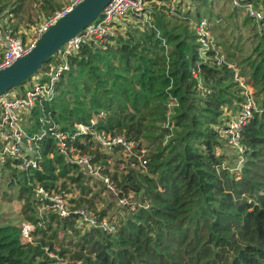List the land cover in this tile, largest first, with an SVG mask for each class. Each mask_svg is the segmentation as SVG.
I'll list each match as a JSON object with an SVG mask.
<instances>
[{
    "label": "trees",
    "instance_id": "16d2710c",
    "mask_svg": "<svg viewBox=\"0 0 264 264\" xmlns=\"http://www.w3.org/2000/svg\"><path fill=\"white\" fill-rule=\"evenodd\" d=\"M165 1L147 0L141 13L127 17L146 15L147 5ZM237 1L264 11V0ZM194 2L200 4L196 16L178 9L171 15L154 11L137 22L122 24V18L116 35L105 42L92 38L68 57L70 69L55 81L51 101L21 111L30 135L39 137L48 127L43 117L57 123L67 153L51 135L35 142L41 168L24 172L19 196L34 240L24 243L21 224L0 214V264H264V17L260 30L247 15L257 30L259 59L242 65L228 54L233 47L227 53L221 48L218 23L225 18L218 22L211 6L209 18L201 12L218 0ZM64 9L57 0H0V18H9L15 30ZM202 20L214 32L215 48L201 42L196 25ZM54 59L57 68L59 54L34 75L39 83L51 82ZM28 81L10 92L23 95ZM246 86L254 90L255 106L242 128L240 154L221 131L231 120L226 114L242 116ZM80 125L122 136L126 145L104 148L92 134L79 132ZM226 146L232 155L223 152ZM75 156H89L100 176ZM239 159L243 164L235 170ZM8 161L1 173L18 169ZM93 179L105 186L96 191L102 183L91 186ZM38 187L64 193L71 214L36 210L31 198ZM108 191L126 204L108 201ZM81 208L98 223L81 221L74 213Z\"/></svg>",
    "mask_w": 264,
    "mask_h": 264
},
{
    "label": "built area",
    "instance_id": "2783aa9c",
    "mask_svg": "<svg viewBox=\"0 0 264 264\" xmlns=\"http://www.w3.org/2000/svg\"><path fill=\"white\" fill-rule=\"evenodd\" d=\"M80 2H82V0H76L70 8L36 25L29 33L30 35L28 34L29 37L25 40L14 28L0 24V70L12 66L19 58L30 53L36 47L44 33L56 24L61 17L71 12ZM146 2L147 0H112L103 12L105 15L103 20L98 23H93L83 34L75 37L63 47V51L59 53L61 63L57 66L55 74L51 78L49 84L37 83L31 87L27 86L23 95H16L9 92L0 97V172H2V168L8 164V160L13 162L15 167H19L24 172L41 168L42 156L35 142L49 135L55 137L58 140L61 151L65 154L67 153V144L64 142L66 134L57 123L52 119L48 120L47 117H43L41 121L44 125L48 124V127L43 129L39 137H37V135L33 136L28 134L21 126L23 119L20 116L21 111L34 108L38 100L51 101L55 95V81L58 80L63 71H68L70 69L68 57L77 52L81 44L90 41L92 38L105 42L108 37L116 35V23L129 12L134 14L141 13L146 7ZM258 16L261 15L258 14ZM196 31L201 38V42L206 47L212 44L213 40L211 34H209L206 20H202L196 25ZM251 108L252 106L247 107L246 105L244 109L247 110H243L242 116H238L234 124H228V126L221 131V137L223 138L226 136L231 143V138L228 136V134L231 133L234 143L237 145V143L241 141L243 126L246 125L248 118L252 116ZM95 123V121H92V125H95ZM77 130L83 134H92L104 148H109L113 144L124 143L126 145L125 138L122 136L111 137L104 133H94L91 127H86L84 125L78 126ZM106 140H108V142H106ZM35 146H37V148H35ZM238 149L239 153L242 154L244 150L243 147ZM74 160L79 165L87 167L88 170L91 169L93 172L89 171L90 174H94L95 172V176H100L101 172L99 169L95 170L92 167L91 158L89 156H75ZM242 164L243 159H239L235 170L239 169ZM105 182L109 186V179L106 178ZM109 188L114 190V185L109 186ZM35 192L42 209L50 207L55 209L62 217L71 214L70 207L65 201L64 193H49L43 187H38ZM121 201L125 204L124 200ZM74 213H79L82 216L81 221L83 222H87L91 225H96L98 223L97 220L93 218V214L89 213L86 209L81 208ZM24 222L30 223L27 221ZM105 224L107 223L105 222L104 226ZM21 229L22 236L28 238L31 231L34 230V226L32 223H30V225L24 224L21 226Z\"/></svg>",
    "mask_w": 264,
    "mask_h": 264
},
{
    "label": "rangeland",
    "instance_id": "374dc122",
    "mask_svg": "<svg viewBox=\"0 0 264 264\" xmlns=\"http://www.w3.org/2000/svg\"><path fill=\"white\" fill-rule=\"evenodd\" d=\"M57 1L62 4V8H65L63 11H65L66 9L70 8L76 0H57ZM192 1L193 0H172V1L167 0V1H165V3L159 4V7H158L157 3L154 2V3L147 5L146 15L137 16V15L133 14L130 17H127V15L132 14L131 12H129L125 16L126 21H123L122 24L132 22L133 20L135 22H137L136 18H141L140 16H142L146 20L149 18V14L151 12L153 13L154 11H155L154 13H156V14H158L159 12H164L166 14L171 15V14H177L176 12L179 9V10H182L181 13H183V14L190 12L192 15H194L196 13L194 15V16H196L198 13V8H199L200 4L198 5V7H196L197 4L195 2L192 3ZM207 1H208L207 4L209 2H211V0H207ZM230 1H232L233 3L232 2H225V0H218L217 3L215 2L211 5L208 4L204 8L201 7V12L205 11V13L204 14L202 13V14H203V16L207 17L208 14L210 13V10H211V9L210 10H207V9L210 8V6H211V7H213L214 10H216V13L221 16L220 19H217L215 17L218 22L221 21L222 18H225L223 22L218 23V24H220L219 29L222 30V41H221L222 42V47H221L222 50L224 51V53H227L226 49L229 47L230 48L233 47L232 48L233 51H230L228 54L231 56H234L236 58L237 63L239 62L242 64V61L245 60L246 64L250 66V64L253 60H256L257 58L259 59V52H257L259 45H258V39L256 37L257 34H255L257 30L254 29L255 28L254 23L250 22L251 19L249 20L247 18L248 17L253 18L255 20L258 28H260V30H262L263 27L261 26V21H263L262 17H264V11L256 10L253 4L252 5L242 4L241 2H239L237 0H230ZM220 6L223 8V10ZM236 7L239 9L236 10ZM160 8L164 9L165 11H163ZM158 10H160V11H158ZM263 10H264V8H263ZM63 11H61V12H63ZM258 14H260L262 17L258 16ZM247 15H248V17H247ZM208 18H209V16H208ZM44 20H46V18H43L42 21H44ZM145 20H140V21L143 22ZM42 21H39V22H42ZM120 21H118L116 23V27ZM0 24H3L5 26H7V25L9 26V18H0ZM10 27H12V26H10ZM219 33L220 32L218 31L217 34H219ZM209 34H211V37L213 38L212 40L216 39V38H214V32L213 31H209ZM29 35H28V37H29ZM210 46L211 45L209 44L207 47H210ZM213 46H211V47H213ZM213 48H215V47H213ZM220 56H221L220 60L225 59L224 56H222V55H220ZM52 64H53V71H55V69H56L55 59L52 61ZM237 72H238V70H237ZM36 76H33L28 81L27 86L31 87L32 85L39 83ZM242 85L244 86L243 83H242ZM246 90H247V94H248L247 107L248 106L253 107V106H255L254 105V99H253L254 98L253 97L254 90L251 86H246ZM16 92H19V89H17ZM246 110L247 109H244V111H246ZM233 116H234L233 113L226 114V118H229V119L231 118V120L228 124H234L237 121L236 118L239 116V114L234 116V117ZM37 120L38 119L34 117L33 123H37ZM228 124H227V126H228ZM228 136H230L232 144L229 142V139L226 136L223 137V139L227 140L228 146H230L232 148L242 147L241 142H239V143H237V145H235L231 133H229ZM39 140L37 141L38 143H39ZM106 142H108V140H106ZM122 144H124V143H122ZM114 145H118V144H113L111 146H114ZM132 147H133L132 145L131 146L128 145L129 150L127 152H131ZM35 148H37V146H35ZM223 152L225 154H229V155H232V153H233L232 149L227 147V146L224 148ZM40 153L42 156L41 151H40ZM238 153H239V149H238ZM235 154H237V153H235ZM229 155H227L228 158H230ZM120 158H121L120 156H117L115 159L119 160ZM122 158H126V157L123 155ZM231 160H233V159H231ZM7 171H9V173H1L0 172V214L1 215H9V216L13 217L15 221H18V223L21 224V226H23L24 224L30 225V223L24 222L27 220H26L25 216L22 215L23 201L19 198L21 189L26 186L25 173L19 167L15 173H13V170H7ZM89 171L93 172L91 169H89ZM94 174L96 175L95 172H94ZM97 180L93 179L89 182V184L91 186H95V184H96V183H94L95 181L100 182ZM100 183H102V184H98V186L95 188L96 191L100 189L99 187L103 188L105 186L104 181H101ZM109 186H113L111 181L109 183ZM9 198H11L12 201H10ZM35 198H36L37 202L34 203V207L36 208V210H39V212L42 214L45 209H42V206L39 204L38 197L36 194H34L33 199L31 198V200L34 201ZM64 198H65V201L67 202L65 195H64ZM106 198L108 201L114 202L118 207L126 204V203L124 204V202H122L120 200V198H118L117 196L109 194V191L106 192ZM70 210H71V208H70ZM105 226H108V224H105ZM33 232H34V230L31 231V234L28 236V238H26L25 236H22V241L24 243H31L34 240ZM51 256H55V255L51 254Z\"/></svg>",
    "mask_w": 264,
    "mask_h": 264
},
{
    "label": "water",
    "instance_id": "95a60500",
    "mask_svg": "<svg viewBox=\"0 0 264 264\" xmlns=\"http://www.w3.org/2000/svg\"><path fill=\"white\" fill-rule=\"evenodd\" d=\"M112 0H82L61 17L41 37L36 47L12 66L0 70V97L19 88L38 74L45 63L57 56L63 47L93 23L103 20L104 10Z\"/></svg>",
    "mask_w": 264,
    "mask_h": 264
},
{
    "label": "crops",
    "instance_id": "0c3cea01",
    "mask_svg": "<svg viewBox=\"0 0 264 264\" xmlns=\"http://www.w3.org/2000/svg\"><path fill=\"white\" fill-rule=\"evenodd\" d=\"M59 13V12H58ZM48 19V18H47ZM43 20V19H42ZM120 21V20H119ZM41 23V22H40ZM39 23H35V25L33 26L32 25V27L31 26H29V27H27L28 25H26V26H21V28L19 29V30H17L20 34H21V36H22V38L25 40V39H27V37H28V34L31 32V30L36 26V25H38Z\"/></svg>",
    "mask_w": 264,
    "mask_h": 264
}]
</instances>
